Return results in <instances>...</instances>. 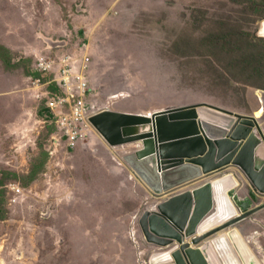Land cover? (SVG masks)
I'll use <instances>...</instances> for the list:
<instances>
[{"label": "rangeland", "instance_id": "rangeland-1", "mask_svg": "<svg viewBox=\"0 0 264 264\" xmlns=\"http://www.w3.org/2000/svg\"><path fill=\"white\" fill-rule=\"evenodd\" d=\"M263 23L264 0H0V264H148L168 249L145 239L144 224L169 197H154L124 163L140 144L52 140L34 97L50 80L35 70L39 57L85 45L102 113L147 118L206 103L259 117ZM236 175L235 198L262 209L264 196ZM238 226L264 264V209Z\"/></svg>", "mask_w": 264, "mask_h": 264}, {"label": "water", "instance_id": "water-1", "mask_svg": "<svg viewBox=\"0 0 264 264\" xmlns=\"http://www.w3.org/2000/svg\"><path fill=\"white\" fill-rule=\"evenodd\" d=\"M90 122L111 148L140 144L136 153L124 158V163L154 197H169L155 206L148 220L150 232L147 230L149 235L167 244L172 257L167 264H214L200 245L217 232L237 226L264 209L249 210V200L240 202L235 198L239 183L234 177L236 173H230L232 169L241 171L254 191L252 195H264V155H261L264 131L256 117L198 103L163 109L154 113L152 119L104 112ZM217 176L232 182L226 197L242 211V217L223 226H220L223 222L218 224L215 220L220 228L196 238L191 224L201 223L214 211L216 193L214 187L207 185L202 190L204 201L201 202L190 188L198 181ZM231 252V257L235 256L233 247Z\"/></svg>", "mask_w": 264, "mask_h": 264}, {"label": "built area", "instance_id": "built-area-1", "mask_svg": "<svg viewBox=\"0 0 264 264\" xmlns=\"http://www.w3.org/2000/svg\"><path fill=\"white\" fill-rule=\"evenodd\" d=\"M90 60L87 47L83 45L68 55L39 57L35 65L36 72L49 76L50 80L42 86L44 92H37L34 97L45 101L48 114L44 113V123L55 127L57 134L52 140L66 149H74L91 140L92 134L97 135L90 121L106 109L99 108L98 95L91 86ZM35 85L40 86L39 81ZM11 191L10 203L15 204L23 192L15 188Z\"/></svg>", "mask_w": 264, "mask_h": 264}, {"label": "bare ground", "instance_id": "bare-ground-1", "mask_svg": "<svg viewBox=\"0 0 264 264\" xmlns=\"http://www.w3.org/2000/svg\"><path fill=\"white\" fill-rule=\"evenodd\" d=\"M260 33L262 36H264V23L261 26V32ZM147 118L152 119L153 115L151 117H147ZM262 149H264V144H262ZM261 155L262 156L264 155L263 150H262ZM232 170L239 172V170H236V169H232ZM239 173H241V171ZM228 174H230V173H228ZM242 175L245 177L244 174H242ZM222 176H224V175H222ZM234 177H235V175H234ZM235 179L239 183L238 189L240 188V190H241V188H242L241 182L236 177H235ZM222 180H220V177L217 176L215 178L210 179L208 182H205V183L201 184L200 186H197V187L191 189V190H193V192L198 194L201 202L204 201L202 198V190H204L207 187V185L214 187V190L216 193L214 211L211 212L208 215V217L204 218L201 223H196L197 221L194 223V221H193V223L191 224V230H192V232L194 231L196 233L195 234L196 238L202 237L205 234L213 232V231H215L214 230L215 228H220V226H223L229 222L232 223L233 221H236L242 217V211L236 209L234 204H233V201L227 199V197H226L227 192L231 188L232 182L230 181V183H229L228 181L226 182V181H222ZM226 180H229V179H226ZM246 180H247V178H246ZM201 181H205V179L201 180ZM201 181H198V183ZM238 189H235V193H238ZM257 196H260V195L257 194ZM262 196H264V195H262ZM248 212H250V211H248ZM157 213H158V211H157ZM152 216H153V212L150 213L148 220ZM148 220H146L147 224L146 225L144 224L145 239L149 240V241H151V240L154 241L155 245H158L159 247L160 246L167 247V244H165L163 241L158 240L157 238H154L153 236L148 234V232H150L149 228H148ZM215 220L219 221L218 224H220L221 222H223V224L216 227V225H218V224L214 223ZM146 226H147V228H146ZM234 228L236 230H234ZM147 230H148V232H147ZM230 230H233V231L228 232ZM177 246H180V245H177ZM232 247H233V250L235 253V256H233V257H231L232 256L231 255ZM200 248L204 252V254L207 255L211 259V261L214 264H219V262H220V264H223L221 257H223V259L225 261L224 264H263L261 261L260 262L257 261V259L255 257L256 254L250 248V246L247 244L246 240L244 239V237L242 236L240 231L235 226L229 227L228 229L217 232L215 237L204 241L200 245ZM167 250H163L162 253L154 254L151 257V260L148 264L171 263L172 259H170V258H172V257L170 256V253H168Z\"/></svg>", "mask_w": 264, "mask_h": 264}, {"label": "crops", "instance_id": "crops-1", "mask_svg": "<svg viewBox=\"0 0 264 264\" xmlns=\"http://www.w3.org/2000/svg\"><path fill=\"white\" fill-rule=\"evenodd\" d=\"M263 116H264V114H263L262 116H259V117H258L257 114H255L254 117H256L258 120H262ZM232 173L235 174L236 171H235V170H232ZM235 177L238 179L237 175H236ZM239 229H240V228H239V226H238V230H239ZM239 231H240V233L242 234V236L244 237V239L246 240L247 244L250 246L249 241H250V242H251V241L254 242L255 235H253L254 237L247 238V236H246V235H248L247 233H245V232H243V231H241V230H239ZM250 248H251V247H250ZM251 249H252V248H251ZM254 253H255V252H254Z\"/></svg>", "mask_w": 264, "mask_h": 264}]
</instances>
